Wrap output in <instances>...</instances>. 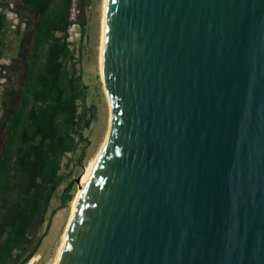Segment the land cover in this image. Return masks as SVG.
I'll return each instance as SVG.
<instances>
[{"label":"water","instance_id":"1","mask_svg":"<svg viewBox=\"0 0 264 264\" xmlns=\"http://www.w3.org/2000/svg\"><path fill=\"white\" fill-rule=\"evenodd\" d=\"M101 73L57 264H264V0H107Z\"/></svg>","mask_w":264,"mask_h":264},{"label":"trees","instance_id":"2","mask_svg":"<svg viewBox=\"0 0 264 264\" xmlns=\"http://www.w3.org/2000/svg\"><path fill=\"white\" fill-rule=\"evenodd\" d=\"M15 2L16 15L29 22L17 59L2 65L6 76H0L12 92L0 118V264H27L36 255L35 231L64 180L62 161L92 122L70 41V28L84 24L72 16L73 0ZM70 187L57 210L72 201Z\"/></svg>","mask_w":264,"mask_h":264},{"label":"rangeland","instance_id":"3","mask_svg":"<svg viewBox=\"0 0 264 264\" xmlns=\"http://www.w3.org/2000/svg\"><path fill=\"white\" fill-rule=\"evenodd\" d=\"M82 1L73 0L72 16L79 22L83 21L84 24L81 26L78 23L71 27L70 41L72 43V50L79 60L83 82L87 86L86 106L92 108V115L90 116L92 122L89 128L83 131V138L85 140L79 144L78 149L74 153L66 155L62 161L61 173L64 175V180L51 199L46 222L35 231L34 243L39 242V247L36 255L32 258L35 260L31 264L54 263L62 241L63 230L71 214L72 202L78 193V183L81 175L99 153L109 129V105L99 73V45L103 0H86L85 3H82ZM11 4L12 10L16 13V2L14 1L13 3L11 1ZM22 14L25 15L24 13ZM15 18L18 23L24 24V32L25 26L29 21L17 15ZM0 79L3 82V85H1V90L3 89L1 94H3L0 98L1 118L9 110V106L7 105L12 92L8 91L7 95L5 92L6 78ZM5 107H7L6 110ZM69 184L71 187L68 195H72V201L64 203V208L57 210L63 202L64 190Z\"/></svg>","mask_w":264,"mask_h":264},{"label":"crops","instance_id":"4","mask_svg":"<svg viewBox=\"0 0 264 264\" xmlns=\"http://www.w3.org/2000/svg\"><path fill=\"white\" fill-rule=\"evenodd\" d=\"M11 1L14 3L15 0H0V64L2 65H10L17 59L24 28V24L18 23L16 18H8V16H16ZM2 83L0 79V98L3 94H1Z\"/></svg>","mask_w":264,"mask_h":264},{"label":"bare ground","instance_id":"5","mask_svg":"<svg viewBox=\"0 0 264 264\" xmlns=\"http://www.w3.org/2000/svg\"><path fill=\"white\" fill-rule=\"evenodd\" d=\"M106 5H107V0H103V13H102L101 35H100V45H99V73H100V76H101V80H102V82H103V78H102V73H101V51H102L103 25H104V18H105ZM103 89H104V88H103ZM107 102H108V105H109L108 98H107ZM107 135H108V133H107ZM107 135H106V137H105V140H104L103 143H102V146H101V148H100V150H99V153L96 155L95 159H94L93 161L90 162L89 166L84 170V173L81 175L80 181H79V183H78V187H79V189H78V193H77L75 199H74L73 202H72L71 214H70L69 219H68V221H67L66 227H65L64 230H63V233H62V241H61V243H60V245H59V248H58V251H57V255H56V258H55L53 264H57V262H58V259H59V256H60V252H61V250H62V248H63V244H64V241H65V231H66V229H67V227H68V224H69V221H70V219H71V217H72V214H73V211H74L75 203H76V201H77V198H78L80 192L82 191L83 187H84L85 184H86V181H87V179H88V177H89V174H90L91 168L93 167L94 162L96 161L97 157L99 156V154H100V152H101V150H102V147H103V145H104V143H105V141H106ZM34 260H35V259H32V260L29 262V264H31Z\"/></svg>","mask_w":264,"mask_h":264},{"label":"built area","instance_id":"6","mask_svg":"<svg viewBox=\"0 0 264 264\" xmlns=\"http://www.w3.org/2000/svg\"><path fill=\"white\" fill-rule=\"evenodd\" d=\"M16 16L12 15V16H8V18H15ZM71 29V28H70ZM6 75V70L4 68H2V64H0V76H5Z\"/></svg>","mask_w":264,"mask_h":264}]
</instances>
